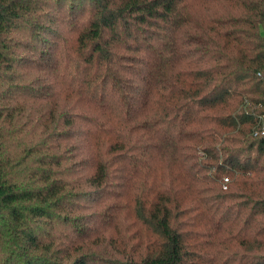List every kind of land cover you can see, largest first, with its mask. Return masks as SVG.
I'll list each match as a JSON object with an SVG mask.
<instances>
[{"label": "trees", "instance_id": "16d2710c", "mask_svg": "<svg viewBox=\"0 0 264 264\" xmlns=\"http://www.w3.org/2000/svg\"><path fill=\"white\" fill-rule=\"evenodd\" d=\"M0 264H264V0H0Z\"/></svg>", "mask_w": 264, "mask_h": 264}]
</instances>
